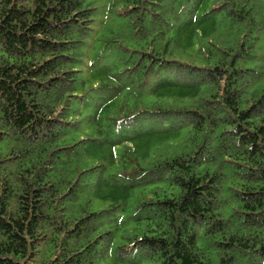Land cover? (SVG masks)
<instances>
[{
  "label": "trees",
  "instance_id": "trees-1",
  "mask_svg": "<svg viewBox=\"0 0 264 264\" xmlns=\"http://www.w3.org/2000/svg\"><path fill=\"white\" fill-rule=\"evenodd\" d=\"M0 264H264V0H0Z\"/></svg>",
  "mask_w": 264,
  "mask_h": 264
}]
</instances>
